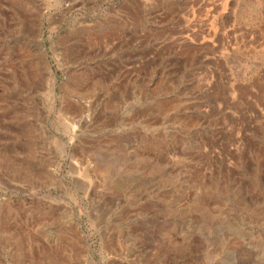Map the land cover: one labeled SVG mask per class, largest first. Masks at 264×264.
<instances>
[{
    "label": "rangeland",
    "instance_id": "obj_1",
    "mask_svg": "<svg viewBox=\"0 0 264 264\" xmlns=\"http://www.w3.org/2000/svg\"><path fill=\"white\" fill-rule=\"evenodd\" d=\"M0 264H264V0H0Z\"/></svg>",
    "mask_w": 264,
    "mask_h": 264
}]
</instances>
